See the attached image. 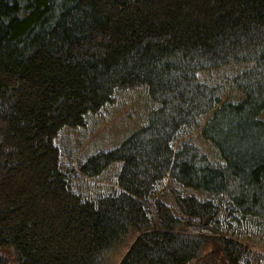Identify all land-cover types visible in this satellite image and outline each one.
I'll return each instance as SVG.
<instances>
[{
  "label": "trees",
  "instance_id": "obj_1",
  "mask_svg": "<svg viewBox=\"0 0 264 264\" xmlns=\"http://www.w3.org/2000/svg\"><path fill=\"white\" fill-rule=\"evenodd\" d=\"M137 87L144 124L63 158ZM260 224L264 0H0V264H103L124 237L117 264H260Z\"/></svg>",
  "mask_w": 264,
  "mask_h": 264
},
{
  "label": "rangeland",
  "instance_id": "obj_2",
  "mask_svg": "<svg viewBox=\"0 0 264 264\" xmlns=\"http://www.w3.org/2000/svg\"><path fill=\"white\" fill-rule=\"evenodd\" d=\"M211 78L214 77L211 76ZM153 107L155 105L152 104L143 87L115 92L112 102L108 103L97 115L87 117L86 127L73 132L62 131L60 133L59 143H61L63 158L65 160L83 158L98 146L110 147L114 143L113 146L119 144L123 137L145 123L147 112ZM122 133L123 135L119 136ZM98 177L100 178L94 181L91 180L90 183H86L79 178L78 183L84 186L87 185L96 191L104 190L107 187L109 175L106 171ZM199 194L207 196L206 193ZM166 202L173 206V199L170 195L166 196ZM126 239L127 237H124L121 242L110 248L108 256H112L113 259L107 261L108 264H117L122 258L127 249ZM256 259L260 261V264L264 263V254ZM103 264L106 263L103 262Z\"/></svg>",
  "mask_w": 264,
  "mask_h": 264
},
{
  "label": "bare ground",
  "instance_id": "obj_3",
  "mask_svg": "<svg viewBox=\"0 0 264 264\" xmlns=\"http://www.w3.org/2000/svg\"><path fill=\"white\" fill-rule=\"evenodd\" d=\"M209 73H210L214 78L220 80V76H219V74H218L216 71H210ZM212 79H213V78H212ZM219 82H221V80H220ZM206 88H207V90H210V89H211V86H210V85H206ZM255 120L259 121V120H263V118L260 117V118L255 119ZM194 185H195V184H193V186H194ZM75 186H76V188H79V189H81V190H85V188L87 187V185L84 186V185H81V183H77V184H75ZM152 188H153V190H154V189H156V186L153 185ZM208 192H209L210 195L213 194V192H212L211 190H208ZM190 215L193 216V217L195 218L196 215H197V213H192V214H190ZM190 221H192V218H191V217H190ZM213 223L216 224L217 221H213ZM245 231H246V238H247L249 241H253V242L255 241L256 243H258L257 241L259 240V238H258L257 236L260 235L261 233L264 234V225L260 224V225L258 226L257 229H254V228L250 227L249 229H246ZM112 259H113L112 256H106L104 262H105L106 264H108L107 261H110V260H112Z\"/></svg>",
  "mask_w": 264,
  "mask_h": 264
}]
</instances>
